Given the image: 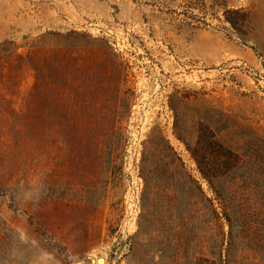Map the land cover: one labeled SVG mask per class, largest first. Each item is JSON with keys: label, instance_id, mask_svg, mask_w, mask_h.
<instances>
[{"label": "rangeland", "instance_id": "obj_1", "mask_svg": "<svg viewBox=\"0 0 264 264\" xmlns=\"http://www.w3.org/2000/svg\"><path fill=\"white\" fill-rule=\"evenodd\" d=\"M0 264H264V0H0Z\"/></svg>", "mask_w": 264, "mask_h": 264}, {"label": "water", "instance_id": "obj_2", "mask_svg": "<svg viewBox=\"0 0 264 264\" xmlns=\"http://www.w3.org/2000/svg\"><path fill=\"white\" fill-rule=\"evenodd\" d=\"M100 260H101V258H100V259H98V260H97V262H99Z\"/></svg>", "mask_w": 264, "mask_h": 264}]
</instances>
